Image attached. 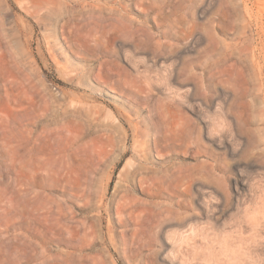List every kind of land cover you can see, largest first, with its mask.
<instances>
[{
	"label": "rangeland",
	"instance_id": "1",
	"mask_svg": "<svg viewBox=\"0 0 264 264\" xmlns=\"http://www.w3.org/2000/svg\"><path fill=\"white\" fill-rule=\"evenodd\" d=\"M123 4L0 0V264H264V0Z\"/></svg>",
	"mask_w": 264,
	"mask_h": 264
},
{
	"label": "bare ground",
	"instance_id": "2",
	"mask_svg": "<svg viewBox=\"0 0 264 264\" xmlns=\"http://www.w3.org/2000/svg\"><path fill=\"white\" fill-rule=\"evenodd\" d=\"M123 2H124V0H111V6L108 8V11L110 13L109 29H110L111 38H112V40L116 41V39L119 36H124L125 33L126 34L130 33L133 37L136 38L137 41L142 40V36H143L142 33L145 30L149 31V29L147 28L148 26H146L147 25L146 22L149 19V14L147 13V15L144 16L147 18L146 20H144L143 22H137L136 20L128 17V10H130V7L127 5H124ZM43 6L44 5H42V7ZM41 13H42V11H41ZM36 17H38V16H36ZM91 24H94V23H91ZM131 26H135L136 27L135 30ZM150 28L155 29L156 27L152 25ZM165 35L166 34L162 33V32L157 34V36L159 38L165 37ZM109 36L110 35L108 34V37ZM156 42H158L160 45H165V43L161 42L160 39H158V41H156ZM171 47H172V45H171ZM137 172H138V170H137V168H135V170H133L131 172V174L132 173L136 174ZM123 174H125V176H127L129 174V172L127 170H125V172ZM185 190H187V188H185Z\"/></svg>",
	"mask_w": 264,
	"mask_h": 264
}]
</instances>
